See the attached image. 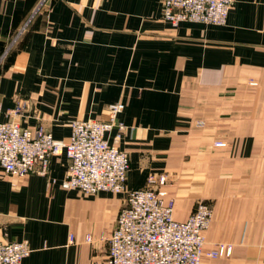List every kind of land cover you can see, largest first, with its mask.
<instances>
[{"label": "crops", "instance_id": "crops-1", "mask_svg": "<svg viewBox=\"0 0 264 264\" xmlns=\"http://www.w3.org/2000/svg\"><path fill=\"white\" fill-rule=\"evenodd\" d=\"M162 7L0 0V120L25 101L24 127L67 141L72 121H107L109 105L123 103L127 129L108 139L129 153L126 191L166 174L176 220L199 200L213 204L205 253L233 245L231 257L204 264H264V0H234L224 26H173ZM68 168L62 154L46 176L0 170V227L7 241H28L22 264L107 258L126 194L65 190Z\"/></svg>", "mask_w": 264, "mask_h": 264}, {"label": "built area", "instance_id": "built-area-1", "mask_svg": "<svg viewBox=\"0 0 264 264\" xmlns=\"http://www.w3.org/2000/svg\"><path fill=\"white\" fill-rule=\"evenodd\" d=\"M233 3L234 0H163L162 19L173 26L185 22L224 26ZM25 106V101H18L7 112L11 119L0 120V170L14 177L46 176L52 158L64 154L69 160L62 183L65 190L88 195L126 194L108 239L107 258L92 264H204L205 255L216 259L232 254L233 245L225 243L217 244L208 253L204 251L205 233L214 214L212 202L199 200L185 221L175 219V198L167 190L166 174L151 173L145 188L126 191L131 168L129 153L108 139L113 130L120 139L127 129L119 121L123 103L109 105L107 121H72L67 141L55 139L43 125L24 127L21 120ZM216 145L226 146L222 142ZM7 235V227H0V264H22L31 253L28 241L10 242L5 239ZM86 240L92 242V237Z\"/></svg>", "mask_w": 264, "mask_h": 264}, {"label": "rangeland", "instance_id": "rangeland-1", "mask_svg": "<svg viewBox=\"0 0 264 264\" xmlns=\"http://www.w3.org/2000/svg\"><path fill=\"white\" fill-rule=\"evenodd\" d=\"M213 216H214V214H213ZM212 220H213V219H212ZM209 228H210V227H209ZM205 245H206V244H205ZM216 245H217V244H216ZM216 245H215V247H216ZM231 245H232V244H231ZM215 247H214V248H215ZM211 250H212V249H211ZM211 250H209V251H211ZM204 251H205V249H204ZM209 251H208V252H209ZM208 252H207V253H208ZM229 257H231V255H230ZM229 257H219V258H229ZM203 258H204V257H203ZM219 258H216V259H219Z\"/></svg>", "mask_w": 264, "mask_h": 264}]
</instances>
